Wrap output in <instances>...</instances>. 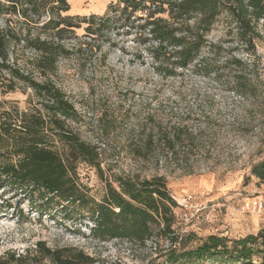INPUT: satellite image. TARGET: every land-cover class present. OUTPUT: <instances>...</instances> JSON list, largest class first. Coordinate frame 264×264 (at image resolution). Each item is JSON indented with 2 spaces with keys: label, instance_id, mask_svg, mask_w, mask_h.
<instances>
[{
  "label": "rangeland",
  "instance_id": "374dc122",
  "mask_svg": "<svg viewBox=\"0 0 264 264\" xmlns=\"http://www.w3.org/2000/svg\"><path fill=\"white\" fill-rule=\"evenodd\" d=\"M67 1L69 10L61 14L74 16L76 26L63 33L60 42L67 53L58 57L55 70L41 75L35 63L39 52L22 40L11 41L9 62L36 80H50L76 109L77 119L67 122L69 128L99 154V167L77 163L74 176L79 186L99 201L115 176L164 175L177 204L173 234L154 231L142 243L100 240L90 234L92 223L77 208L48 207L15 187L0 185V262L54 264L39 251L46 247L61 250L71 262V254L81 251L88 262L80 264L157 263L169 249L194 247L210 233L236 238L262 228L264 212H241L240 206L253 196L264 200V180L250 173L251 165L264 157V29L251 45L222 13L206 35L215 51L209 73L190 66L169 75L156 68L150 44L143 42L145 34L137 28H117L110 22L87 35L81 17L102 15L116 0ZM48 18L46 13L33 23L3 14L0 28L18 37L27 33L50 38L53 31L41 26ZM234 58L243 63V72L261 80L256 97H243L233 89V74L238 72L231 63ZM6 77L1 73L0 82ZM0 99L21 109L40 106L41 101L22 82L6 93L0 87ZM151 117L166 126L180 123L196 133L200 141L191 148L187 168L168 162L161 148L158 165L153 158L133 156L131 144L153 126ZM55 145L63 149L59 142ZM189 234L192 239L187 240Z\"/></svg>",
  "mask_w": 264,
  "mask_h": 264
},
{
  "label": "trees",
  "instance_id": "16d2710c",
  "mask_svg": "<svg viewBox=\"0 0 264 264\" xmlns=\"http://www.w3.org/2000/svg\"><path fill=\"white\" fill-rule=\"evenodd\" d=\"M68 10L67 0H0V16L18 15L35 23L47 13L49 18L41 26L53 31L50 38L41 39L27 33L18 37L14 31L0 28V74H7L0 82L1 91H13L16 83L22 82L41 98L40 106L26 109L0 99V185L15 187L29 200L48 207L64 211L77 208L92 223L90 234L100 240L120 238L142 243L154 231L173 234V208L177 204L164 175L115 176L106 183L105 195L99 201L79 186L74 176L77 163L99 167V154L95 146L69 128L67 122L77 119L76 109L50 80H36L9 62L11 41L22 40L26 47L39 52L35 63L40 74L52 73L58 57L67 53L60 42L63 33L76 26L74 16L61 14ZM222 13L228 15L243 41L252 45L254 39L261 38L264 0H116L102 15L83 16L81 21L89 36L110 22L117 28L141 30L145 34L143 42L150 44L148 49L161 73L172 75L178 68L192 66L208 74L215 51L206 35ZM231 61L238 69L233 74L235 92L256 97L261 80L243 72L239 59ZM151 122L154 124L144 136L131 144L133 156L143 161L153 158L158 165L161 148L168 162L187 168L191 148L200 141L196 133L180 123L166 126L152 117ZM250 173L264 180V157L251 165ZM186 237L192 239L191 234ZM170 239L176 241L177 237ZM39 251H44L54 264L88 262L81 251L71 254L72 262L62 257L61 250L43 247ZM147 264H264V226L256 233L236 238L210 233L194 247H173L161 262Z\"/></svg>",
  "mask_w": 264,
  "mask_h": 264
},
{
  "label": "built area",
  "instance_id": "2783aa9c",
  "mask_svg": "<svg viewBox=\"0 0 264 264\" xmlns=\"http://www.w3.org/2000/svg\"><path fill=\"white\" fill-rule=\"evenodd\" d=\"M240 210L241 212L254 211L261 214L264 212V200L258 196L250 197L242 201Z\"/></svg>",
  "mask_w": 264,
  "mask_h": 264
},
{
  "label": "bare ground",
  "instance_id": "6f19581e",
  "mask_svg": "<svg viewBox=\"0 0 264 264\" xmlns=\"http://www.w3.org/2000/svg\"><path fill=\"white\" fill-rule=\"evenodd\" d=\"M240 213V212H239ZM251 213H258V212H254V211H251ZM241 214V213H240Z\"/></svg>",
  "mask_w": 264,
  "mask_h": 264
}]
</instances>
